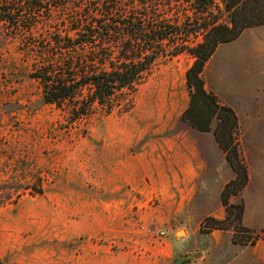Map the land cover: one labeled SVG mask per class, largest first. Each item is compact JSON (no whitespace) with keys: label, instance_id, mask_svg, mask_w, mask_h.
Instances as JSON below:
<instances>
[{"label":"rangeland","instance_id":"obj_1","mask_svg":"<svg viewBox=\"0 0 264 264\" xmlns=\"http://www.w3.org/2000/svg\"><path fill=\"white\" fill-rule=\"evenodd\" d=\"M72 18L56 8L0 22V264H188L202 255L195 264H264V134H242L251 181L229 199L230 228L202 232L207 216L228 217L220 190L235 172L221 154L193 151V135L213 134L218 123L200 131L184 117L194 58L160 56L136 91L73 121L69 102L43 104L24 52L50 46ZM203 78L237 107L240 125L255 102L264 128V25L222 43ZM23 185L37 191L16 189Z\"/></svg>","mask_w":264,"mask_h":264},{"label":"trees","instance_id":"obj_2","mask_svg":"<svg viewBox=\"0 0 264 264\" xmlns=\"http://www.w3.org/2000/svg\"><path fill=\"white\" fill-rule=\"evenodd\" d=\"M161 4L176 10L164 14ZM121 5L133 10L120 14ZM56 8L72 11L66 33L49 37L50 46L37 51L27 46L24 52L28 60L32 57L29 75L41 85L43 104L62 108L69 102L73 121L88 116L96 105L106 106L117 93L136 91L160 56L187 53L194 58L186 72L192 94L184 117L200 131H211L212 118L218 120L213 134L235 172L221 191L228 217L207 216L202 232L228 230L229 224H224L235 207L229 199L248 185L250 175L238 115L206 88L203 73L222 43L249 27L264 25V0H1L0 22H27ZM35 24L28 26L29 33ZM16 189L37 191L24 185ZM239 209L235 221L241 223L244 205Z\"/></svg>","mask_w":264,"mask_h":264},{"label":"crops","instance_id":"obj_3","mask_svg":"<svg viewBox=\"0 0 264 264\" xmlns=\"http://www.w3.org/2000/svg\"><path fill=\"white\" fill-rule=\"evenodd\" d=\"M250 103L251 104H248L247 122L244 120L242 122V124L240 125V127H241L240 128V131H241V144L243 143L242 134H264V128L262 127L263 124H262V122H260L259 116L257 117V115H256L257 104H255V102H250ZM228 105L233 107L235 109L236 113L238 114V111H237L238 109H237L236 106H234L231 103H229ZM261 124H262V126H261ZM193 138H195V140L193 142V151H194L195 154H199V155H203V156L207 157L208 156V151H212V152H214L217 155L221 154L222 155L221 157L226 159L225 154L222 151V149L220 148L218 142L216 141V138H215L214 134H194ZM206 148H209V150H207ZM246 160H247V158H246ZM129 164H130V166L132 165L134 167V169L139 166V164L136 161H134L133 164H131V163H129ZM228 164H229V162H228ZM229 166H230V164H229ZM234 177L235 176L233 175L232 177H230V178L226 179L225 181H223L222 187H221V190H220V203H219V205H223L222 204V199H221V191H222L224 185L228 181L233 179ZM250 181H251V177H250ZM211 214L212 213L207 214V215H211ZM203 259H204V255H202V258L199 259V260L198 259H192V260L188 261V264H195V263H197L199 261H203Z\"/></svg>","mask_w":264,"mask_h":264},{"label":"built area","instance_id":"obj_4","mask_svg":"<svg viewBox=\"0 0 264 264\" xmlns=\"http://www.w3.org/2000/svg\"><path fill=\"white\" fill-rule=\"evenodd\" d=\"M156 234H158V235H159V234H160V235H164L165 232H163V231H161V232H160V231H157Z\"/></svg>","mask_w":264,"mask_h":264},{"label":"water","instance_id":"obj_5","mask_svg":"<svg viewBox=\"0 0 264 264\" xmlns=\"http://www.w3.org/2000/svg\"><path fill=\"white\" fill-rule=\"evenodd\" d=\"M201 254L200 253H197V254H195V257H199Z\"/></svg>","mask_w":264,"mask_h":264}]
</instances>
